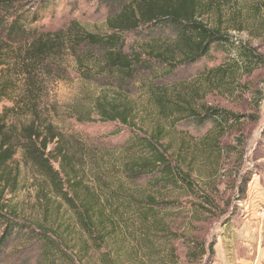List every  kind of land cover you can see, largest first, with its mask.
I'll use <instances>...</instances> for the list:
<instances>
[{
	"label": "rangeland",
	"instance_id": "rangeland-1",
	"mask_svg": "<svg viewBox=\"0 0 264 264\" xmlns=\"http://www.w3.org/2000/svg\"><path fill=\"white\" fill-rule=\"evenodd\" d=\"M204 3V21L228 33L235 47L214 48L198 64L182 65L180 56L173 65L155 58L153 49L175 41L159 33L123 35L125 51L136 61L129 76L104 68L100 50L83 56L81 67L68 52L53 59L63 80L47 77L37 116L59 135L49 151L60 149L63 157L52 164L64 182L65 173L72 178L63 190L81 210L58 195L19 146L5 168L2 201L15 221L43 228L59 249L46 258L23 232L1 244L0 228V264H264V66L250 73L239 54L247 46L264 56V0ZM107 17L96 0H53L35 26L55 32L75 21L103 36ZM17 84L21 96V77ZM160 95L170 109L211 107L236 117L222 126L198 125L176 110L160 112ZM101 102L129 107L131 127L103 119ZM13 106L1 102L0 115L9 112L8 126L24 129L30 111L16 114ZM160 129L169 162L188 176L194 191L132 170L144 155L132 142L134 134ZM83 204L92 210L87 221L93 235L77 213L84 212Z\"/></svg>",
	"mask_w": 264,
	"mask_h": 264
},
{
	"label": "trees",
	"instance_id": "trees-1",
	"mask_svg": "<svg viewBox=\"0 0 264 264\" xmlns=\"http://www.w3.org/2000/svg\"><path fill=\"white\" fill-rule=\"evenodd\" d=\"M52 1L0 0V103H13L11 111L16 114L28 109L32 117L30 125L18 130L5 122L9 112L0 115V184H3L0 185V228L4 233L1 244L8 242L16 232H23L38 242L46 258L59 249L54 239L43 228L38 232L27 223L15 221L7 213L1 196L8 181H5V168L20 146L29 162L51 182L58 195L74 211L80 209L76 201L63 190L65 183L73 184L72 178L65 173L64 182L52 164V160L61 161L63 157L60 149L53 153L49 151V144L58 139L59 135L54 127H46L37 116L42 85L47 77H54L52 80L58 82L64 76L61 66L55 68L52 64L53 59L58 60L64 56V52H68L81 67L83 56L92 50H100L105 62L104 68L129 76L133 75L136 61L125 51L123 35L128 33L170 34L175 39L174 44L160 51L153 49V55L159 61L171 65L174 64L172 60L179 56L180 64L195 65L208 57L214 48L230 51L235 47L228 33L219 27L213 28L204 21V9L209 7L204 0H96L98 7L104 8L108 15V33L103 36L87 32L75 21L64 30L39 31L35 25L48 14ZM239 54L250 73L264 66V56L247 46L241 47ZM20 77L24 83L21 96L20 86L17 84L20 83ZM156 100L164 115L176 110L178 115L198 125L213 121L222 126L223 122H230L236 117L232 113L211 107L198 111L176 105V109H170L171 104L161 95L156 96ZM97 108L103 119L119 120L123 126L131 127L132 110L129 107L120 108L101 102ZM161 133L160 129L149 136L141 132L134 134L132 142L144 155L134 163L132 170L139 174H159L160 183L170 187H180L183 184L186 189L194 191V184L188 176L179 173L180 170L169 162L167 152L161 144ZM242 188L245 195V184ZM83 209L84 212L77 213L80 214L85 231L92 234L91 222L87 221L91 218L92 210L86 204H83ZM210 250L213 255L214 245H211Z\"/></svg>",
	"mask_w": 264,
	"mask_h": 264
}]
</instances>
